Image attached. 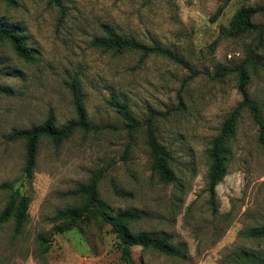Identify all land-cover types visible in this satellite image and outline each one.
Listing matches in <instances>:
<instances>
[{
	"label": "rangeland",
	"instance_id": "obj_1",
	"mask_svg": "<svg viewBox=\"0 0 264 264\" xmlns=\"http://www.w3.org/2000/svg\"><path fill=\"white\" fill-rule=\"evenodd\" d=\"M0 0V23L16 27L34 53L18 57L0 40V215L11 195L27 200V217L17 230L14 217L0 224V264H123L110 227L87 219L60 233V210L78 207V192L100 173L101 208L113 214L136 211L133 233L163 237L181 251L168 257L132 248L143 264H257L264 238L248 232L264 225V151L250 113L240 111L235 134L225 144V175L209 203L210 150L224 120L242 97L235 73L216 79L219 66L247 62V95L264 119V37L229 30L241 8L264 0ZM218 17L212 21L215 14ZM253 24L264 28V13ZM106 30L148 46L168 49L185 65L131 50L92 46ZM84 107L87 129L59 145L43 138L34 169L24 175L25 142L14 131L32 128L52 113L57 127L76 121L74 94ZM122 108L142 125L150 112L158 142L171 156L177 183L164 184L154 171L143 127L130 130ZM46 238L42 253L39 238Z\"/></svg>",
	"mask_w": 264,
	"mask_h": 264
},
{
	"label": "trees",
	"instance_id": "obj_2",
	"mask_svg": "<svg viewBox=\"0 0 264 264\" xmlns=\"http://www.w3.org/2000/svg\"><path fill=\"white\" fill-rule=\"evenodd\" d=\"M8 3H14V0H3ZM229 1V0H226ZM49 4L58 8L63 14L64 6L61 0H49ZM264 13V7L256 8H241L232 17L229 30L235 34L255 33L257 40L261 43L264 37V28L261 25H255L252 22L254 15ZM218 13L212 17L214 21L218 17ZM0 40L10 44L15 54L18 57L30 59L33 57L34 51L25 46L23 37L16 27L6 26L0 23ZM92 46L105 51L110 50H131L142 54V57L152 55H159L167 57L176 63L184 64V62L174 55L168 49L160 46H148L132 39L123 38L115 34L112 30H106L104 37H95L92 40ZM249 63L253 65L259 61L254 53L250 52L247 55ZM239 64L237 67L231 69L226 66H219L214 72L216 79L235 73L238 78L237 90L242 97L239 106L233 110L229 116L224 120L218 136L213 140L210 158L211 164L207 178V191L209 193V203L212 210L216 211L215 207V188L221 182L225 175V166L223 153L225 144L235 134V126L238 121L240 111L247 110L258 131V144L264 151V119L260 105L247 95V85L249 82V75L247 71V63ZM187 66V65H185ZM0 92L8 94L9 91L0 86ZM74 107L77 119L64 127H57L55 117L50 113L44 122L38 126L28 129L14 131L10 135V139L23 140L25 142V167L24 175L29 178L35 166L38 143L41 139L46 138L53 142L54 145H59L66 140L75 130L87 129V118L84 107L79 96L74 94ZM117 112L123 117L130 130H136L141 127L144 128L146 134V145L152 157V166L154 171L159 176L164 184H176L177 178L171 170L169 163L171 156L164 146H162L156 137L153 120L156 116L155 112H150L148 117L143 121L142 125L136 121L132 116L127 114L122 108H118ZM101 173L94 178L88 185L81 186L78 192L84 196L82 205L74 208L60 210L57 213L56 219L60 223L56 226L58 232L65 233L74 230L80 223L87 219H99L110 227V233L115 236L116 246L120 252V260L123 264H143L135 263L132 259V248L140 247L144 250L150 249L158 254L168 257H182L181 251L168 243V240L156 236L152 233H133L129 226L138 222L141 216L136 211L118 210L113 214L106 212L99 203L97 195V181ZM14 217L15 227L18 230L26 220L27 217V200L25 197L18 195L15 192L11 195L9 202L3 209L0 215V224L8 221ZM247 236L251 239L264 238V225L251 229ZM46 238H39V245L42 248V253H46L48 246H46ZM257 264H264V259Z\"/></svg>",
	"mask_w": 264,
	"mask_h": 264
}]
</instances>
